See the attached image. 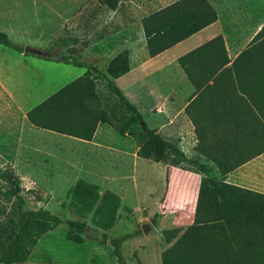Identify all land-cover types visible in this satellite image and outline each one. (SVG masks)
I'll return each instance as SVG.
<instances>
[{
    "label": "rangeland",
    "instance_id": "374dc122",
    "mask_svg": "<svg viewBox=\"0 0 264 264\" xmlns=\"http://www.w3.org/2000/svg\"><path fill=\"white\" fill-rule=\"evenodd\" d=\"M172 1L123 0L111 11L96 0H0V31L15 43L40 48L51 56L56 51H49V47L69 37H77L80 42L76 47L82 48L84 40L93 42L101 35L108 39L105 47L111 51V46H116L115 38L122 41L120 35L109 37L112 33L128 26L129 35L138 44L141 18ZM209 1L218 10L217 28L230 51H238L242 46L234 45L244 39L246 43L254 33L252 29L264 21V0ZM215 23L151 59L171 58L199 39L217 34ZM90 47L88 52L84 49L75 57L106 71V59L100 56L94 43ZM142 48L141 57H148L145 45ZM177 66L165 58L147 59L141 73L140 65H133L134 72L143 75V80L139 79L138 88L126 95L142 113L148 127L177 142L190 156L194 146L192 127L181 111L185 96L175 89L181 82ZM85 70L0 44V254L13 237L17 219L18 198L4 193L12 187L11 179L18 178L23 209H48L60 215L64 223L42 235L27 258L17 264H118L111 244L95 239L101 229L94 224L92 211L83 218L88 228L85 241L77 244L66 238V221L81 219L77 210L82 207L73 200L71 190L82 179L96 184L100 195L108 189L120 197V217L105 232L109 240L121 239L125 263L161 264L162 251L190 225L180 223L177 227L181 231L176 238L170 243L165 241L161 231L171 224L165 220L158 223L157 215L165 202V179L160 171L166 164L135 156L139 123L130 122L129 133L124 135L107 124L100 125L94 140L99 144L116 143L118 150L113 151L105 144L93 147L76 138L36 129L25 118L28 109ZM123 76L116 79L119 87L126 84ZM98 89L109 95L111 104L117 101L106 82L100 81ZM117 113L129 122L130 115L124 109L119 108ZM185 167L193 168L190 164Z\"/></svg>",
    "mask_w": 264,
    "mask_h": 264
},
{
    "label": "trees",
    "instance_id": "16d2710c",
    "mask_svg": "<svg viewBox=\"0 0 264 264\" xmlns=\"http://www.w3.org/2000/svg\"><path fill=\"white\" fill-rule=\"evenodd\" d=\"M96 1L113 11L122 0ZM217 19L218 13L208 0H175L147 13L141 18V27L148 55H158ZM79 42L77 37H69L59 39L54 45L59 48L49 47L56 52L45 59L86 70L32 106L26 112L29 123L37 129L86 141L92 140L100 123L121 135L129 133L130 122L139 123L138 157L182 169H189L185 165L190 164L193 168L189 170L201 172L193 222L162 251L161 264H264V193L227 183L224 178L264 152V24L232 61L222 35L177 58L197 92L185 108L197 139L196 155L191 158L177 142L148 127L142 113L115 83L130 70L128 50L112 57L104 73L75 57ZM0 44L23 52V45L10 40L4 31H0ZM82 44L87 46L89 41ZM100 81L106 82L117 99L115 103L108 102L109 95L99 91ZM119 108L130 115L129 122L118 115ZM213 170L220 178L209 176ZM11 183L4 195L18 198L17 219L13 237L0 254L4 264L23 262L42 235L64 223L60 215L48 209H23L20 181L12 178ZM71 196L82 207L77 210L81 219L66 221V238L77 244L85 241L87 225L83 218L92 211L93 222L101 229L95 239L109 242L118 264H126L121 239L109 240L105 232L120 217V197L108 189L100 195L96 184L82 179L76 182ZM180 231L179 227L168 228L162 235L170 243Z\"/></svg>",
    "mask_w": 264,
    "mask_h": 264
},
{
    "label": "crops",
    "instance_id": "0c3cea01",
    "mask_svg": "<svg viewBox=\"0 0 264 264\" xmlns=\"http://www.w3.org/2000/svg\"><path fill=\"white\" fill-rule=\"evenodd\" d=\"M169 3H171V2H169ZM169 3H167V4H169ZM163 6H165V5H163ZM163 6H161V7H163ZM212 6H213V4H212ZM161 7H159V8H161ZM261 7H263V3H262ZM261 7H259L258 9H260ZM113 11H115V10H113ZM216 11L218 13L217 9H216ZM218 21H219V14H218V19L215 21L216 23L214 22L216 29H217L216 30L217 34L212 33L208 36H205L204 38L199 39L194 44L190 45L188 48L179 52L176 56H173L171 58H168L166 56H160L159 58H163V59L165 58V59H168L170 61H174L175 66H177V64H178L177 58L179 56H181V55L185 54L186 52L194 49L195 47L203 44L204 42L214 38L217 35L223 36V34H221V32H219V30L217 28V22ZM263 24H264V21L257 23V27H254L252 29L254 32L252 37L246 43H244V41H245V39H244V40H241L234 45V47L242 46L238 51H230L228 43L225 40V37L223 36L225 47H226L228 56H229L231 61L234 60V58L238 55V53H240L243 49L247 48L250 45L252 38L261 29ZM210 25H208V26H210ZM208 26H206L205 28H203L199 32H203V30H206V28ZM129 28L130 27H128V26L123 27L121 30H119L115 33H112L109 36L111 38H115L119 35L122 36V37H118V38H121L122 41H120V39L115 38L116 46L115 47L111 46V48H113V49H111V51H108L107 47H105L106 46V40H108V39L103 38V36H101V35H98L94 39V41L89 42V44L87 46H81L82 48H79V51L77 53V54H79L84 49H86L85 52H88L89 49L91 48L90 45L94 43V46L96 48H98V50L100 51L99 52L100 56H102L103 59L104 58L106 59L107 65H108V62L110 61V59L112 57H114L119 51H121L123 49H127L129 52L130 70L127 73H125L126 76H125V74H124V76L122 75L125 78V80H127V81H125L126 84H124V86H122V87H119L118 85L117 86L124 92L125 95L127 94L128 96H129L130 92H132L133 90L138 88L139 79L143 80L142 79L143 75L141 76V74L138 75L139 74L138 72H134L133 65H136V66L140 65V67H141L140 72L142 73L144 71L143 70V64L146 62L147 59L148 60H158L159 59V58L158 59H151L152 57H150L148 55L147 47H146V43H145V37H144L143 30L141 27V20H140V31H139L140 42H138V44H134L132 37L129 35ZM199 32L192 34L191 36L185 38L184 40H182L178 43H176L175 45L171 46L170 48L178 46L180 43L184 42L185 40H188L192 36L198 35ZM243 43H244V45H243ZM142 44L145 45L146 54L148 57H141L140 51L142 48ZM168 49H166V50H168ZM142 50H143V48H142ZM166 50H164L163 52L159 53L156 56H159L160 54L165 53ZM156 56H154V57H156ZM84 62H86V61H84ZM88 63H90V62H88ZM68 65H70V64H68ZM178 66H179V64H178ZM178 66H177V68H178ZM178 70L180 71L181 82H180V84L177 83L175 85V89L179 95L185 96V98H184L185 101L181 107V111L184 112V114L187 117V121H188L189 125L192 127V134H193L192 138L194 141V146H193L191 155L190 156H187L186 154L185 155H186V157L191 158V157H194L196 155L194 147L197 143V139H196V136L194 133V125H193L192 121L190 120V118L188 117L185 108L188 105V103L191 100H193V98L195 97L197 92H196L195 88L193 87V85L188 80L186 74L183 72L181 67L178 68ZM104 73H106V71H104ZM118 78H116V79H118ZM116 79H115V83H116ZM25 118L27 120L26 113H25ZM28 123H29V121H28ZM100 125H104V124L100 123L98 125V127L95 131V134H94L91 141L81 140L78 138H76V139L81 140L83 142H87L88 144H91L90 146H93V147L97 146L95 144H99V143H97L94 139L96 138L95 137L96 132H97L98 128L100 127ZM42 130H44V129H42ZM156 132H157V130H156ZM68 137H70V136H68ZM72 138H74V137H72ZM104 144H105V146L110 148V150H113V151L118 150V145H115L116 143H114V142L104 143ZM104 144H99V145L103 146ZM135 156L138 157L136 155V152H135ZM138 158H140V157H138ZM142 159H145V158H142ZM200 162H203V160L201 159ZM160 174H163L164 179H165L166 194H165V202L162 203V205L159 207L160 210L158 211L157 222L160 223V221L165 220V222L171 224V226L169 228L177 227L182 222H185L187 225H191L193 222V219H194L195 207H196L198 190H199V183L201 180V172L200 171L197 172L195 170H189V169H182V168L177 167V166H172V165L166 164L162 168V171H160ZM209 174H210L209 175L210 177L220 178L218 171L213 170ZM224 178H225V182H227V183H231V184H234V185L246 188V189H250V190H254V191L264 193V152L261 153L260 155L256 156V157L250 159L249 161L241 164L240 166H238L234 170L228 172L224 176ZM165 229H168V228H165ZM162 231H161V233H162Z\"/></svg>",
    "mask_w": 264,
    "mask_h": 264
},
{
    "label": "water",
    "instance_id": "95a60500",
    "mask_svg": "<svg viewBox=\"0 0 264 264\" xmlns=\"http://www.w3.org/2000/svg\"><path fill=\"white\" fill-rule=\"evenodd\" d=\"M23 53L24 54H32L36 56H41V57H52L51 54L48 51L42 50L37 47L25 45L23 46ZM85 231H88V228L86 227Z\"/></svg>",
    "mask_w": 264,
    "mask_h": 264
}]
</instances>
